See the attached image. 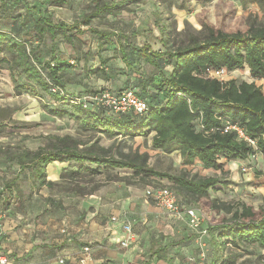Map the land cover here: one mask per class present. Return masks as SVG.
<instances>
[{"label":"rangeland","instance_id":"rangeland-1","mask_svg":"<svg viewBox=\"0 0 264 264\" xmlns=\"http://www.w3.org/2000/svg\"><path fill=\"white\" fill-rule=\"evenodd\" d=\"M57 1L27 0V7L8 2L6 11H0V28L9 31L12 24L16 23L23 39L26 38V33H30V40L39 53L40 61L42 63L50 61L62 66L58 76L66 92L83 96L101 87L116 90L134 89L148 98L152 106L164 104L165 94L156 92L150 83L145 89L148 93L136 87L141 80L137 76V69L139 72H145L146 77L151 76L158 80L156 70L143 61L136 60V56L130 54L127 55V59L132 67L128 69L120 58H116L120 54L117 52L115 37L111 38V43L99 44L94 34L85 31L84 34L77 36L73 44L68 43L60 34L53 43L48 35L37 40L32 26L39 16L49 17L53 22L62 21L71 25L88 11L91 0H63L62 4H57ZM179 1L185 3V9L168 7L160 0H143L132 5L131 11H123L117 16L97 18L90 26L100 30L115 31L137 45L146 42L154 50L163 51L164 47L160 44V39L166 38L168 45L174 48L185 43L189 34L198 33L202 23L227 31L245 30L250 25H264V13L254 3L243 6L237 0ZM32 7H36V10ZM156 9L159 18L155 16ZM24 16L27 22L21 25ZM158 22L167 26L166 35L160 33ZM100 67L105 70L108 81L102 79L101 73L92 74V71ZM171 69L172 66L167 65L163 71L167 74ZM219 79L254 82L261 87L264 94V80L254 79L247 67L227 71ZM42 104L50 109H69L67 105H71L54 101L43 92L41 98L26 94L16 96L8 72L1 70L0 146L21 144L34 150L52 143L48 135H71L88 143L98 138L100 145L114 144L113 153L116 148L124 152L135 148H138L140 153L146 152L148 166L160 172L170 175L185 173L189 177L217 176L222 181H229L227 187L209 190V199L226 203H246L254 208L260 206L264 200V154L259 151L244 160H229L224 156L220 168L204 167L198 161L184 166L178 151L164 154L152 149L151 135L132 139L121 136L108 138L106 135L83 130L79 121L69 116L56 117L48 114L42 109ZM89 167L91 170L80 171L74 163L62 169L61 165H57V171L60 173L52 181L59 184L49 188L32 187L28 171H19V166L14 162L1 163L0 189L2 187L4 191V184L16 176L15 184L22 193L19 196L18 192L15 194V190L12 193L6 192L0 200V215H3L4 209L9 208L13 215L17 213L31 215L30 220L29 217L20 220L24 226L28 227L27 223L30 222L31 227L33 225L38 229L52 230L66 234L68 237L70 235L81 237L79 240L81 245L86 242L91 248L83 261L93 262L99 259L97 261L99 264H140L150 259V264H165L156 257L150 258L149 245L154 240L163 245H170L167 256L172 259L173 264H210L214 255L207 232L211 210L205 216L202 211L196 209L190 197H181L185 204L184 210L179 214L168 213L157 207L145 195V190L148 188L157 186L172 188L168 179L147 178L143 174H135L131 169H110L97 165ZM46 171L49 180L51 178H48V167ZM61 174L64 179L60 178ZM77 187L88 194L75 193L74 189ZM92 189V193H89ZM46 198L51 200L46 201ZM189 208L195 209L199 218L198 226L190 225L189 217L185 213ZM92 213L97 215L96 218L102 219L98 224L100 228L98 232L93 228L95 222L91 221ZM112 216L118 217L116 225L126 219L131 223L135 242L129 248L119 246L117 238L121 235L120 230L113 242L104 235L106 230H101ZM215 217L217 218L218 215ZM84 234L90 235L88 240L82 239ZM233 248L232 245H227L223 255ZM241 251L243 256L236 261V264H264V251L256 245H246L241 247Z\"/></svg>","mask_w":264,"mask_h":264},{"label":"trees","instance_id":"trees-1","mask_svg":"<svg viewBox=\"0 0 264 264\" xmlns=\"http://www.w3.org/2000/svg\"><path fill=\"white\" fill-rule=\"evenodd\" d=\"M142 1L91 0L88 11L73 24L53 22L49 17L39 16L32 30L35 31L34 37L37 40L48 35L52 43L60 34L68 43L73 44L77 36L85 31L94 34L99 44L111 43V38L115 37L117 52L120 54L116 58H120L128 69L132 67L127 59L130 54L156 70L158 80L146 77L145 72L137 69V76L141 80L136 87L148 93L145 89L150 83L156 92H163L166 101L161 106H152L148 98L134 89L131 90L147 101L148 108L143 113L130 111L123 115H113L92 101H88L86 108L74 103L71 97H87L105 90L119 93L125 89L101 87L83 96L64 91L58 76L62 66L50 61L42 63L30 40L31 34L26 33V38L23 39L16 23L12 24L9 31L0 28V71L8 72L16 96L26 94L41 98L43 92L54 101L71 104L67 105L69 109H50L42 104V109L48 114L56 117L69 116L78 120L83 130L106 135L108 138L121 136L132 139L152 134L151 148L164 154L178 151L184 166L198 161L204 167L220 168L223 162L219 158L224 156L229 160H244L256 151L264 154V94L261 87L254 82H237L234 79L223 81L210 78L207 74L209 70L225 68L231 71L247 67L254 79L264 80V25H250L245 30L227 31L202 23L198 33L189 34L185 43L174 48L168 45L166 38L160 39L163 51L154 50L146 42L137 45L115 31L90 26L97 18L131 11L132 5ZM237 1L243 6L254 3L264 13V0ZM8 2L28 6L27 0H0V11H6ZM160 2L168 7L185 9L183 1ZM62 3L63 0L57 1V4ZM32 8L36 10V7ZM157 9L155 16L159 18ZM25 22L27 18L24 16L21 25ZM157 27L162 35L167 34V26L163 23L158 22ZM167 65H171L172 69L165 74L163 69ZM96 73H101L102 79L108 81L102 67L92 71V74ZM52 87L58 88L62 94L60 91L52 93ZM226 120L239 125L247 136L255 139L256 147L237 140L234 131L224 132ZM48 138L52 141L50 145L34 150L21 144L9 147L1 145L0 164L14 162L19 166V171H28L32 187L51 188L59 184L47 179V167L55 162L66 163L68 166L74 163L80 171L91 170L89 166L97 165L110 169H131L135 174H143L147 178H165L171 182V189L180 209L184 210L185 207L181 197H190L196 209L205 216L209 210L212 211L207 225L209 243L214 253L210 264H236L243 256L241 247L246 245H256L264 251V200L254 208L246 203H226L208 198L209 190L227 187L229 181H222L217 176L189 177L185 173L170 175L160 172L148 166L146 152L140 153L138 148L127 152L116 148L113 153L114 144L100 145L98 138L90 143L71 135H48ZM60 178L64 179L63 174ZM16 180L15 176L6 182L4 191L1 187L0 200L8 191L12 193L15 190V194L18 192L21 195L22 191L15 184ZM74 190L78 194H88L83 193L80 187ZM92 191L93 189L89 193ZM47 200L51 199L46 198ZM227 245L234 248L223 255ZM169 246L152 240L149 245L150 258L156 257L165 264H173L172 259L167 256ZM0 252L5 254L1 250ZM140 264H150V259Z\"/></svg>","mask_w":264,"mask_h":264},{"label":"crops","instance_id":"crops-1","mask_svg":"<svg viewBox=\"0 0 264 264\" xmlns=\"http://www.w3.org/2000/svg\"><path fill=\"white\" fill-rule=\"evenodd\" d=\"M150 135L152 137V134ZM223 160L224 157H221L220 161L223 162ZM56 164L61 165V169L68 166L66 163L58 162L50 164L48 166V178L51 179L49 180H55L56 176H59L60 172L57 171ZM2 213L3 215L1 218L4 219L1 220L0 250L6 255H9L13 264H99L97 263L99 259L93 261L94 263L82 260L85 259V255L89 253L83 252V247L87 243L85 242L83 243L84 245H81L79 241L81 237L77 238L74 235L68 237L66 234H60L52 230L38 229L33 227V225L31 227L30 222L27 223L29 225L28 227L24 226L20 220H25L24 218L27 217H29L28 220H30L31 215L29 214L17 213V215H13L10 213L9 208L4 209ZM90 216H92L93 219L91 220L93 221L92 223L95 222L93 228L98 232V230H100L98 224L102 219L96 218L97 215L94 213ZM106 223L107 224H105L101 230H106L104 235L108 237V240L113 242L120 232L119 225H113L109 220L106 221ZM89 234L82 235V239L88 240L91 235ZM61 259H63L62 263L60 262Z\"/></svg>","mask_w":264,"mask_h":264},{"label":"built area","instance_id":"built-area-1","mask_svg":"<svg viewBox=\"0 0 264 264\" xmlns=\"http://www.w3.org/2000/svg\"><path fill=\"white\" fill-rule=\"evenodd\" d=\"M225 72H227V70L225 68H221L218 70H209L207 74L210 78L219 79V77H222ZM59 91L60 90L56 87L51 88L52 93H57ZM70 99L74 100V103L80 104L83 108H86L88 106V101H92L95 105L107 110L113 115H123L130 111H133L135 113H143L148 108L146 99L138 96V94H136L131 89H125L119 93L105 90L87 97H71ZM223 131H234L237 135V140L245 141L251 146L256 147V140L247 136L239 125L234 124L229 120L225 121ZM145 195L146 198L152 201L157 207L165 210L168 213L179 214L180 212H182V209H180L179 207L177 197L170 187L157 186L148 188L145 190ZM185 213L189 217V223L191 226L195 227L199 225V218L196 215L195 209H186ZM1 216L2 215H0V221ZM117 218L118 217L116 216H112L110 219V223L116 225L118 221ZM119 228L121 231V235H119L117 238L118 244L121 248H129L135 241L132 231V225L126 219L120 222ZM89 251V246L85 245L83 247V252L88 253ZM60 262L62 263L63 259H61ZM0 264H13V262L6 254L0 252Z\"/></svg>","mask_w":264,"mask_h":264}]
</instances>
